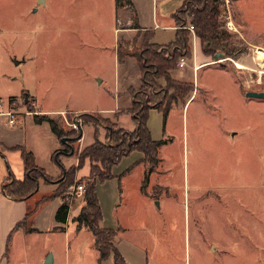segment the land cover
I'll return each mask as SVG.
<instances>
[{"label":"rangeland","instance_id":"rangeland-1","mask_svg":"<svg viewBox=\"0 0 264 264\" xmlns=\"http://www.w3.org/2000/svg\"><path fill=\"white\" fill-rule=\"evenodd\" d=\"M115 1L118 0H0V96L3 108L20 112L16 124L7 122V116L2 121L7 146L21 145L9 150L7 159L0 156V167L9 170V177L26 175L22 150H28L29 145L43 148L53 143L50 122L44 121L39 129L33 122L39 107L72 109L98 105L99 101L106 107H120L114 116L104 114L108 111L84 114L70 109L54 115L67 131L72 129L77 135L82 128L83 137L73 142L76 154L60 153L61 163L56 152L50 162L41 158L52 176L62 172L64 166L77 164L79 153L96 136L106 140L102 124L95 136L93 122L97 117L116 120L127 130L135 128L128 108L131 88L142 83L141 68L134 57L123 58L116 53L113 28L117 20L111 15ZM185 1L176 0L173 10ZM219 7L222 46L207 54L204 48L214 46L208 41L200 44L203 65L195 70L193 56H185L188 64L181 67L178 63L171 70L175 80L194 83L195 89L186 97L192 96L188 104L184 107L174 100L166 115L161 109L148 111L151 135L164 140L158 148L161 161L150 181L161 185L155 186L159 195L155 205L170 231L167 240L173 261L264 264V99L246 96L249 89L264 90V63L255 56L256 47L264 46V0H221ZM165 8V3L158 6L159 12L162 9L169 13ZM153 9V0H138L139 23L151 24ZM248 16L253 26L244 19ZM230 20L236 28L228 26ZM175 33L173 28H157L154 39L171 42ZM194 33L196 30H191L190 43ZM121 44L124 52L137 54L146 47ZM191 47L193 51L192 43ZM236 60L250 67H238ZM180 71L185 73L183 79L177 76ZM97 75L104 80L99 81ZM58 145V152L67 147L62 137ZM141 154L137 151L129 159L118 161L119 171L130 164L138 165L114 181L115 189H122L120 195L130 199L129 217L136 224L145 222V214L150 212L141 206L137 191L144 174L143 163H135ZM87 171L82 165L78 174L83 176ZM80 178L87 184V176ZM56 182L59 191H68L76 184L69 187L67 180ZM38 185L37 196L50 194L55 186L43 177ZM102 188L100 184L97 192L101 193ZM56 198L60 202L65 197L60 194ZM79 202L75 197L73 203ZM156 227L155 238L160 235Z\"/></svg>","mask_w":264,"mask_h":264},{"label":"crops","instance_id":"crops-1","mask_svg":"<svg viewBox=\"0 0 264 264\" xmlns=\"http://www.w3.org/2000/svg\"><path fill=\"white\" fill-rule=\"evenodd\" d=\"M161 3H165V9L166 11H170L169 13L162 12V9L159 12L158 6L160 4L161 8ZM174 3L177 4L178 2H176V0H153L154 9L151 24H141L137 20L138 14H136V6L138 4V0H124V2L123 0H118L117 2L115 1L111 15L112 19L115 18L117 20V25H115L113 28L117 37V55L119 56V47L122 46L121 42H129L130 44H137V46L146 45L147 43H171L175 38L171 42H158V40L156 41L154 38L157 28H173L177 33V30L180 26L176 24L174 12L184 2L179 3L178 7L176 6L175 11L173 10ZM262 5L263 4H261V6ZM244 19L245 21H247V23H249L250 26H253L252 18L250 16H248L247 19ZM191 37L193 57L190 56V58L192 57V67L196 70L198 67L203 65L205 61L202 60L200 56L199 48L200 44H202L200 38L195 33L194 35L192 34ZM127 57H134L138 61L136 56L130 54L129 52L123 56V58ZM188 62L189 61H187V64ZM185 65L181 67H185ZM177 76L178 78L183 79V77H185L184 71H180ZM98 78L99 81L104 80L103 78H100V76H98ZM141 85L142 83L140 84V86ZM138 87L132 88L135 89ZM191 97H189V99ZM1 99L2 98L0 96V156L2 155L7 159V153L9 152V150H14L17 147H21V145L19 143H14L7 146V144L5 143V133L1 127L3 124V116H6L4 113L7 112L10 108H3L4 106ZM132 99L133 96L131 93L129 108L131 107ZM189 99H187L185 103H182L181 101L180 102L184 104L185 107L188 104ZM10 102L12 105H15V101L13 98L10 99ZM99 102L100 104L93 105L91 107L83 105L82 107L68 109L77 113L90 111L103 113L104 111H108L104 112V114L106 115L107 113H110V115L112 116H114L115 113L118 115V113L120 112V107H106L104 106L103 101ZM68 109H64L61 107L53 109L39 107L38 113L47 114L53 118L55 114H61ZM28 114L33 115L32 113H30V111H28ZM44 121L46 120L35 122L33 118V122L36 125L35 127L37 129H39L38 126H42L44 124ZM7 122L9 121L7 120ZM19 122H21V120L17 121V123ZM52 134L53 143L49 146L46 145L43 148H36L30 145L28 146V151H31L34 154L36 165L38 167L44 168L45 171L46 168L43 165V160L46 162H50L54 159L55 152L58 151V143L61 139L53 130ZM81 136L83 137V129ZM137 151L142 152V154L139 156V159L136 160L135 163H143L142 165H144V174L137 186V191L141 195V206L145 209L148 207L150 210L149 213L145 214V222L136 224L135 219L131 220V218L129 217V214L131 212L129 211L131 205L130 199L120 195L122 194V189L121 192L115 189L114 182L116 178L120 179L123 175L129 174L138 164H130V166L123 171H119L116 166L118 163L117 162L112 169L113 176L104 181H100L97 184V187L100 184H103L104 186V188H102L101 190V193L97 192L96 187L100 208L101 211H103L102 218L99 224L101 227L103 226L116 230L114 243L121 256H123L124 262L126 264H181L179 262L177 263L173 261V259L171 258V248L169 241L167 240V236L168 234H170V231H167V227L165 225L166 219L163 217L161 210H159V207L155 205L156 199L159 198L155 186L161 185L158 182L156 184L151 183L150 175L154 172V170L148 173L149 165L146 161H144L143 151L133 149L130 154L123 156L120 161L122 159H129L130 156H132ZM60 153L68 156L70 155V153L68 154L64 151H61ZM45 157H47V159ZM41 158L43 160H41ZM70 165L64 167L67 169L68 167L70 168ZM83 167H86L88 171L85 173V175L79 176L78 172L81 169L80 168L77 171V176L79 178L89 175L91 170L89 159L85 160ZM62 172L58 173V175L55 176H59L60 174H62ZM46 173L48 174L47 171ZM8 174L9 170L4 167L2 168L1 166L0 264H116V259L113 252H110L104 258L100 257V251L97 247V242H95L96 240L93 231L87 226L79 225L77 220H75L76 216L80 213L79 211L84 203L85 197H78V199H80L79 204L73 203L71 209L69 210L67 220L65 222H61L57 219L56 211L59 206L65 201V199L61 198L62 200L60 202H56V197H59V195H55V197H53L55 199L51 198L46 200L43 198L55 192V189L58 185L56 181L51 182L54 183L55 186L53 191H51L52 193L49 192L50 194H42L40 196H37L40 188V185H38L37 189L34 190L31 194L25 195V197L15 198L11 194L9 195L5 190V182H8L9 177ZM48 175L51 177H55L50 174ZM24 178L25 176L16 179L23 180ZM155 207H157L158 209L155 210ZM156 226L159 227L160 232V235L157 238H155L153 235L154 231L157 229ZM142 231H144L143 235L141 234ZM186 234L187 228L185 227L183 232V240L185 246L188 245Z\"/></svg>","mask_w":264,"mask_h":264},{"label":"trees","instance_id":"trees-1","mask_svg":"<svg viewBox=\"0 0 264 264\" xmlns=\"http://www.w3.org/2000/svg\"><path fill=\"white\" fill-rule=\"evenodd\" d=\"M221 0H186L174 13L175 21L178 26H186L193 24L197 36L201 43L207 41L214 47L205 49L207 54L213 53L219 46H222V32L220 30L219 15ZM189 28L179 27L175 39L169 44H151L147 43L142 53L124 52L122 46L119 47V56H124L128 52L139 61L142 74V85L139 89L131 88L133 96L131 107L128 112L131 113L132 119L135 121V128L127 130L120 126L116 120L112 121L108 117L104 119L100 116L97 121L93 120L95 126V136L98 132L99 125H104L106 128V140L96 139L91 144L85 145L83 150L79 153L78 163L70 165V168L63 167L62 174L58 178L49 176L44 168L38 167L35 163L34 154L28 150H22L24 158V168H26V175L23 180L14 178L12 175L8 177V182H5V190L7 193L15 198L25 197L31 194L38 187V180L42 176L46 181L65 182L70 187L72 184L81 183V178H77V171L89 159L91 170L87 176L86 191L84 193V204L80 209V213L75 220L79 225L89 227L94 235L95 242L100 251V257L104 258L110 252L114 253L116 264H126L123 256L117 250L114 241L112 240L116 234V230L107 227H101L99 222L102 218L103 211H101L99 199L96 192V185L100 181H104L113 176L112 169L120 159L130 154L133 149H138L144 153V161L149 165L148 173L152 172L161 161L159 157L160 144L163 139L157 140L151 135L148 126V111L150 108L161 109L164 115L167 114L168 107L170 108L175 101L185 103L189 91L195 89L194 83L181 82L173 78L171 70L177 67L181 57L192 56V47L190 43ZM225 52V51H224ZM226 53H229L226 51ZM173 93H170L173 91ZM29 101V100H28ZM27 101V102H28ZM86 114V112L84 113ZM46 120L50 122L52 130L58 135L71 136L79 139V134L76 135L74 130H65L56 119L50 115L43 113H35L34 121L41 122ZM70 140L72 145L74 140ZM70 145L63 150L66 153L76 154L70 151ZM58 162L60 160V152L56 151ZM67 189L58 187L51 195L43 197L48 200L55 195L65 197ZM66 198V197H65ZM64 198V199H65ZM57 219L65 222L69 215V206L64 201L56 211Z\"/></svg>","mask_w":264,"mask_h":264},{"label":"built area","instance_id":"built-area-1","mask_svg":"<svg viewBox=\"0 0 264 264\" xmlns=\"http://www.w3.org/2000/svg\"><path fill=\"white\" fill-rule=\"evenodd\" d=\"M233 20H230L228 22V26H230V22H232ZM180 27H185V28H189L191 29L193 32H195V28L193 26V24H187L186 26H180ZM187 63L186 58L181 57L180 59V66H184ZM20 112H18L17 110H14L12 108H10L7 112H5L4 114L8 117V121L12 124H15L16 121V117ZM86 191V183H78L75 184L72 188H70L67 192H66V199L65 202L68 204L69 206V210L71 209V206L73 204V200L75 197H79V196H84V193Z\"/></svg>","mask_w":264,"mask_h":264},{"label":"water","instance_id":"water-1","mask_svg":"<svg viewBox=\"0 0 264 264\" xmlns=\"http://www.w3.org/2000/svg\"><path fill=\"white\" fill-rule=\"evenodd\" d=\"M216 57L218 59L220 56L217 55ZM14 61L16 63H19V60H14ZM246 96H248V97L249 96H254V97H258V98H263L264 99V90L259 91V90L249 89V91L246 92ZM28 99H29V94L27 93L25 101H28ZM81 135H82V128L80 130L79 138L82 137ZM75 138L76 137L62 136V141L65 142L67 145H70V147H71L70 151H73V148H74L70 140H73Z\"/></svg>","mask_w":264,"mask_h":264},{"label":"bare ground","instance_id":"bare-ground-1","mask_svg":"<svg viewBox=\"0 0 264 264\" xmlns=\"http://www.w3.org/2000/svg\"><path fill=\"white\" fill-rule=\"evenodd\" d=\"M230 25H232V27H235L234 26V24H233V22L231 23L230 22ZM236 28V27H235ZM256 59L258 60V61H261L262 63H264V46H260V45H258L257 47H256ZM236 65L238 66V67H241V68H249L246 64H244L243 62H241V61H238V60H236Z\"/></svg>","mask_w":264,"mask_h":264}]
</instances>
